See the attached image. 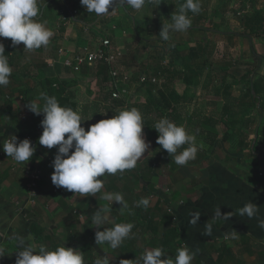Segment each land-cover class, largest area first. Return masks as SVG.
I'll return each instance as SVG.
<instances>
[{
  "label": "rangeland",
  "instance_id": "rangeland-1",
  "mask_svg": "<svg viewBox=\"0 0 264 264\" xmlns=\"http://www.w3.org/2000/svg\"><path fill=\"white\" fill-rule=\"evenodd\" d=\"M44 1L46 0L38 1L41 9ZM158 1L157 4L153 3V9L150 4L148 5L145 11L146 17L142 15L147 18L146 23L151 27H139L138 40L135 41V38L130 36L132 34L130 21H121L119 26L124 25V31L118 27L116 22L121 19V14L118 13L107 17V21L99 22L101 26L98 27L100 33H96L97 37L89 32V35L79 42L82 45L91 44L108 37L112 43L119 46L124 44L123 36L127 35L125 43H130L127 46L134 48L138 55L127 60L128 65L132 66V71L144 69L146 73L157 77L156 84L152 87L136 86L131 83L128 93L126 92V104L123 107L147 103L150 107L149 112L158 119L153 111V103L163 83H167L170 87L185 88L186 97L190 100L188 104L180 106L177 111L184 116L191 112L194 119L192 123L199 119L198 126H201V128L197 127L196 123V126L193 124L190 128L196 129L197 132L199 129L202 130L200 135L210 140L216 139L220 143L216 149L222 147L228 151H235L240 137L232 127L240 129L244 123L248 124V127L242 131V138L249 144L246 147V153H250L251 147L255 145V151L264 155V141L256 142L255 140L256 128L262 119L254 107L248 106L252 101L257 105L258 101L256 97H243L249 81L254 80L259 72L264 71V21L253 26L254 36L251 40L248 37L250 30L241 26L242 21H247L246 15L251 12L261 11L264 15V0H199L202 12L198 18H191L192 24L189 31L171 32L167 42H162L158 35L163 24L172 22L170 16L177 10V0ZM60 21L63 23L68 19H60ZM105 24L114 29L118 27L116 29L118 33L114 36L106 35ZM47 27L51 28L54 35H58L61 23H58L56 19L55 22L48 23ZM230 30L236 35L228 37L225 33ZM120 35H122L121 38ZM4 40L5 38L2 39ZM251 45L252 48L254 47L253 50ZM176 47L177 50L173 51ZM12 52L22 54L21 49L16 50L15 47H12ZM41 52L44 50L32 51L37 69L29 67L28 72L34 77L26 71L30 77L23 78V81L25 80L29 87L34 84L36 86L42 84L46 87L49 80L56 82L58 86L62 83L67 92L72 95L71 99L77 104L76 110L80 115L82 106L88 105L90 112L83 120V127L86 130L89 125L101 119L111 118L120 110L106 108L109 103L110 84L103 80L101 66L81 71L64 68L58 63L49 66V60H44L40 55ZM175 55H180L181 59L176 60ZM12 66L16 68L18 65L15 62V65L10 67ZM157 69L162 71L161 75ZM133 81L135 82L136 79ZM0 92L3 97L9 98L12 95L3 87H0ZM39 92H41L40 88ZM224 105H227L226 109ZM160 147L149 144L144 156L131 170H125L122 174L118 172L115 175L105 174L99 177L103 181V188L94 196L90 194L81 196L79 193L68 191L63 187L58 188L52 184L51 174L54 170L52 161L57 149L56 147L48 149L42 160L30 162V169H36L40 177L33 189L28 187L27 197L31 198L32 203L26 206L31 210L27 211L25 216L38 222L57 238L61 245L80 251L90 250L95 258L106 256L110 264H120L122 259L134 260L141 256L145 248L160 247L161 233L153 234L149 228H146V222L143 221L142 212L147 209L135 205L136 197H146L150 199L152 206L160 199V195L156 193L157 189H162L171 198L170 201L172 198L176 202L181 200L180 196L173 195V189L170 188L172 184L168 178L172 171H169L171 168L168 166V157H162L158 152ZM247 159L253 158L247 155ZM154 160L156 164L152 166ZM108 186H111V189ZM108 192L121 193L128 203V208L121 210V206L115 202L110 206L109 202L103 199L104 193ZM104 206H109V211L108 221L102 227H112L115 223L134 224L129 238L115 250L111 249L107 243L103 245L95 243L97 229L91 223V215ZM34 243L37 244L35 241ZM168 257L175 259L170 255Z\"/></svg>",
  "mask_w": 264,
  "mask_h": 264
},
{
  "label": "crops",
  "instance_id": "crops-1",
  "mask_svg": "<svg viewBox=\"0 0 264 264\" xmlns=\"http://www.w3.org/2000/svg\"><path fill=\"white\" fill-rule=\"evenodd\" d=\"M74 1H44L38 19L44 21L46 26L48 23L55 22L56 19L58 23H61L58 35H54L50 39L49 45L44 47L42 49L44 52L40 54L44 60H49L48 62L56 59L57 50L60 46L64 45L69 48L81 46L79 40L85 39L89 32L95 35L100 33L98 30V27L101 26L99 22L101 20L107 21V17L113 14H121V19L116 22L118 27L122 28L121 31L125 30L124 25L119 26L121 21L131 22L132 34L130 36L135 38V41L139 39L137 36V32L140 31L139 27H151V25H147V18L144 17L147 16L145 11H147L149 4L153 9V3H146L142 10L137 11L121 5L119 0H116L109 8L108 13L100 16L87 12L83 7L82 11L87 18V21L84 22L79 18V12L77 13L76 10L71 11L69 9L68 15L64 13L67 3L71 4ZM178 3L179 0H177L176 11L179 9ZM73 11L76 13L72 16ZM189 17L196 16L190 15ZM59 18H67L68 21L62 23ZM105 26L106 35L114 36L118 33L116 31L118 27L114 29L110 25L105 24ZM119 37L121 38L122 35ZM126 38L127 35L123 36V45L118 46L111 43L122 52L117 62L119 67L132 78L135 71H132V66L128 65L127 60L138 55L137 51L129 46L130 43H125ZM0 42L5 46V55L8 56L9 65H15V62L18 65L16 68L12 66L10 83L3 87L4 90L12 93L11 97H3L2 92H0V143L15 135L18 141L25 138L29 139L35 148L34 155L27 164H18L11 157H7L2 146H0V246L6 250V255L0 258V264H15L16 251L21 250L20 239L23 238L27 243H34L35 241L29 232V225L35 220L25 216V213L31 210L26 206L32 203L31 198L27 197L30 182L29 173L32 171L30 162L42 160L45 157V152L49 151L48 148L39 144V137L43 131L40 126L43 116L33 114L25 105L28 101L37 100L39 94L46 91V87L42 84L37 86L34 84L29 87L24 82L25 80L23 81V78L28 77L29 74L32 75L28 72L29 67L37 69L35 57L31 54L32 51H24L22 43L12 46L11 40H7V38L4 41L0 40ZM127 44L129 45L127 46ZM12 47H15L16 50L21 49L22 54L13 53ZM175 58L180 60L181 56L175 55ZM18 60H20V64H18ZM137 72L141 71L137 70ZM155 78L157 79V77ZM129 84L128 82L125 83L127 86ZM133 84L135 85L137 82ZM39 88L41 92H39ZM172 88L178 95L182 96L180 102L175 105L176 108L179 109L180 106L188 104L190 98L186 97L185 88L179 89L173 86ZM65 93H68L67 90ZM150 115L152 116V114ZM181 117L186 131L189 134H195L197 143H201L199 145L202 147L197 152L196 158L184 166L177 165L166 150L162 147L159 148L158 152L161 153V156L168 157V166L171 168L169 171H172L168 178L172 184L170 188L173 189V195L175 197L180 196L181 200L176 202L172 198L170 201L171 198L162 189H157L156 193L160 195L161 201L158 199L150 207L158 203L161 208H168L174 215L173 218H176L175 225L178 230L175 240L177 248L187 247L195 253L191 264H264V229L259 227V221L264 220V155L253 151L252 148L248 154L246 148L241 151L238 149L228 151L222 147L216 149L220 144L216 139L210 140L199 135L196 129L190 128L193 124L196 125V123H192L193 118L190 123H187V119L192 117L191 112L185 116L182 114ZM144 138L146 143L152 144L145 135ZM183 147H187V145ZM180 150L182 149H178V151ZM247 155L253 159H247ZM152 162V166H154L156 160ZM248 202H252L258 207L256 216L251 219L246 215L240 216L239 214L232 215L227 221L213 219L214 210L219 206L222 214L234 213L236 209L243 207ZM196 213H199L198 219L195 217ZM208 223L212 224L211 235L205 234V226ZM233 230L237 232L234 239L230 235ZM166 255L175 258L171 254Z\"/></svg>",
  "mask_w": 264,
  "mask_h": 264
},
{
  "label": "clouds",
  "instance_id": "clouds-1",
  "mask_svg": "<svg viewBox=\"0 0 264 264\" xmlns=\"http://www.w3.org/2000/svg\"><path fill=\"white\" fill-rule=\"evenodd\" d=\"M115 2L116 0H80L87 12L97 16L108 13ZM119 3L139 11L146 3L157 4L158 0H119ZM200 8L199 0H184L179 10L171 14L172 22L162 25L158 35L160 40L167 42L171 32L187 31L192 24L188 13L198 14ZM40 12L38 0H0V37L9 38L12 46L22 43L23 50L28 52L42 46L47 47L54 32L45 22L38 19ZM11 74L12 68L8 56L5 55V46L0 42V87L9 85ZM25 107L33 114L43 116L40 122L43 131L39 144L48 149H57L52 161V184L81 196H94L101 191L103 181L99 177L105 174L115 175L118 172L122 174L125 170L135 168L138 160L149 148V143H146L143 135V117L136 107L121 109L111 118L101 119L89 125L87 130L82 126L84 121L78 110L62 106L54 95L50 96L46 92H41L38 100L28 101ZM154 129L158 133L156 143L167 151L177 165L184 166L194 160L202 147L198 145L195 134H189L183 125H177L166 117L159 119ZM185 145L187 147H183ZM0 146L7 157H11L18 164H27L35 152L29 139L18 141L15 135L4 140ZM103 199L108 201L110 206L113 202L119 204L121 210L128 208V203L119 192L104 193ZM135 205L147 209L150 199L142 197ZM108 211L109 206L98 208L91 215V223L97 229L96 245L107 243L115 250L129 238L134 224L115 223L112 227H102L108 221ZM257 212L258 207L252 202L236 209L234 213L226 214L221 213L219 206L214 210L213 219L227 221L234 214L246 215L251 219ZM195 217L198 219L199 213H196ZM205 227V234L211 235L212 224L208 223ZM259 227L264 229V220L259 221ZM230 235L234 239L237 232L233 230ZM19 246L21 250L16 251L15 264H85L82 251L65 247L64 244L52 249L45 244L27 243L21 238ZM5 253V248L0 246V258L4 257ZM194 256L195 253L189 248L180 247L177 248L173 259L168 257L161 247H154L145 248L141 256L134 260L122 259L120 264H191ZM94 264L110 262L105 256L97 257Z\"/></svg>",
  "mask_w": 264,
  "mask_h": 264
},
{
  "label": "trees",
  "instance_id": "trees-1",
  "mask_svg": "<svg viewBox=\"0 0 264 264\" xmlns=\"http://www.w3.org/2000/svg\"><path fill=\"white\" fill-rule=\"evenodd\" d=\"M184 3V0H179V7L180 5ZM76 10L77 13L79 12V18L83 20L84 22L87 21L86 16L83 13V6L80 3V0H75L74 3L68 4L67 8L64 9V13L68 15V10ZM179 10V9H178ZM202 11V6L200 8V11L198 14H193L191 12L188 13V16L195 15L197 18L199 17V14ZM247 21H242L241 26L244 29H249L250 33L248 35L249 39L251 40V37L254 36V33H252V30L254 29V25L257 23H260L264 21V15L261 13V11L251 12V14L246 15ZM264 31V30H263ZM227 34L228 37H232L236 35L234 31H229ZM257 34V33H256ZM252 44V43H251ZM254 48V47H253ZM252 45L251 49L253 50ZM177 47L173 49V51H176ZM177 56V55H176ZM100 72L103 73L105 76H103L104 81H109L112 79L111 75L108 73L107 66L99 65ZM144 75H146L149 78L156 77L154 75H150L146 73V70L141 71ZM141 72H134L133 77H130V80L128 81V84L137 82V85H149V87H152V85L156 84L157 79L155 82L148 81L146 83H141L139 75ZM157 72L159 75L162 74V71L157 69ZM133 82V80H135ZM129 84V85H130ZM112 85V89H115V85ZM129 85L127 87H129ZM66 88L60 83V86L56 84L54 81H47L46 85V93L50 96L54 95L59 103L62 106L65 107H71L73 110L77 109V104L71 99L72 95L69 93H65ZM151 92V90H150ZM64 93V94H63ZM243 97H256V100L258 101V104L256 105L254 101L250 102L248 106L254 107L256 110V113L258 116L262 119L260 125L256 128V142L258 141H264V71L259 72V74L256 76V78L252 81H249L248 88L246 89L245 93L243 94ZM182 96L178 95L174 89L167 85V83H163V87L159 88L158 90V97L156 101L153 103V111L156 113L158 118H168L169 120H173L177 125H183V118L181 117V114L178 113L176 104H178L181 100ZM109 103L106 105V108L111 107L112 109L119 108H131L136 107L142 114L143 117V134L147 138V140L151 141L152 145L154 146H160L156 143L158 133L154 129L155 123L159 120L151 116V112H149L150 107L147 105V103L143 104H133V105H126V107H123L126 104V101L124 98H113L111 97V91H109ZM224 108H227V105H224ZM89 107L88 105H84L81 108V117L82 121L88 117L89 115ZM193 115L191 118L188 119L187 123H190L192 120ZM193 122V120H192ZM194 123H197V127H199V119L197 121H194ZM203 124V123H202ZM83 126V123H82ZM196 126V125H195ZM185 127V126H184ZM248 127V124L245 123L240 127V129H236L235 127H232L234 129V132L240 137L238 139V147L237 149L239 151L243 150V148H246L249 146L248 142L242 138L243 136V130ZM201 128V126L199 127ZM198 128V129H199ZM193 129V128H192ZM194 130V129H193ZM202 130H198L199 135L201 134ZM208 134V133H207ZM206 137V136H205ZM227 137V136H224ZM252 150L255 151V145H253ZM153 163V162H152ZM109 189H111V186H108ZM140 197H136V200L138 201ZM160 212V213H159ZM143 221L146 222V228H149L153 234H159L161 233V237L159 239V245L165 252V254H171L173 256L176 255L177 250V244H176V238L178 235V230L175 225L176 218H173L174 215L169 211V209H163L161 208L158 203H156L153 207H148L147 211L142 212ZM165 227V228H164ZM29 232L33 235V238L35 242L40 244H45L49 246L50 248L54 249L56 246L61 245L57 238H55L53 235H51L44 227L40 226L38 222L33 221L29 225ZM84 255L85 264H94L95 256L90 250H84L82 251Z\"/></svg>",
  "mask_w": 264,
  "mask_h": 264
},
{
  "label": "built area",
  "instance_id": "built-area-1",
  "mask_svg": "<svg viewBox=\"0 0 264 264\" xmlns=\"http://www.w3.org/2000/svg\"><path fill=\"white\" fill-rule=\"evenodd\" d=\"M76 11L72 12L74 15ZM3 38L0 37V40ZM40 49H44L42 46ZM122 52L114 47L108 37H104L97 42L81 45V46H60L57 50L56 59H52L48 62L49 66H54L58 63L64 68H68L73 71H81L83 68L91 69L98 67L99 65L107 66L108 73L112 79L109 81L111 97L124 98L126 101V92L128 93V87L125 85L130 80V75L119 67L117 61ZM140 82L146 83L148 81L155 82L156 78H149L143 73L139 75ZM115 85V89H112V85ZM126 86V87H125ZM39 173L36 169L29 173V187L33 189L37 180L39 179Z\"/></svg>",
  "mask_w": 264,
  "mask_h": 264
},
{
  "label": "water",
  "instance_id": "water-1",
  "mask_svg": "<svg viewBox=\"0 0 264 264\" xmlns=\"http://www.w3.org/2000/svg\"><path fill=\"white\" fill-rule=\"evenodd\" d=\"M83 22V21H82ZM84 23V22H83Z\"/></svg>",
  "mask_w": 264,
  "mask_h": 264
}]
</instances>
